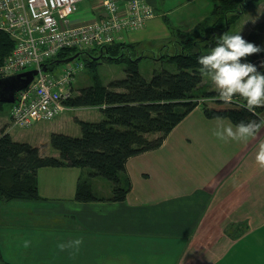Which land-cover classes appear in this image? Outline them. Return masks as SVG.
<instances>
[{
	"label": "crops",
	"instance_id": "0c3cea01",
	"mask_svg": "<svg viewBox=\"0 0 264 264\" xmlns=\"http://www.w3.org/2000/svg\"><path fill=\"white\" fill-rule=\"evenodd\" d=\"M144 1L153 16L116 43L132 47L135 58L153 55L157 60L159 54L177 49L175 30L191 31L217 3ZM100 2L83 0L72 15L61 18V25L78 26L102 17ZM206 77L195 94L205 88ZM207 90H215L213 83ZM202 98L159 147L128 158L131 186L122 200H109L113 183L89 177V168L41 167L40 198L0 201V227L8 231L5 238L3 232L0 236V253L7 250L19 264H264V168L255 161L264 128L247 142L219 141L213 128L221 120L233 121L207 117L203 102L223 107L244 105L245 100L236 96L219 103L218 97ZM104 107H70L45 128L36 124L23 139L12 133L10 109L0 116V133L6 127L15 140L37 146L42 155L59 157L51 133L79 136L81 128L70 112L81 108L88 117H74L100 120ZM86 179L99 199H76L78 184ZM77 238L78 246L72 243ZM11 241L15 245H5Z\"/></svg>",
	"mask_w": 264,
	"mask_h": 264
},
{
	"label": "trees",
	"instance_id": "16d2710c",
	"mask_svg": "<svg viewBox=\"0 0 264 264\" xmlns=\"http://www.w3.org/2000/svg\"><path fill=\"white\" fill-rule=\"evenodd\" d=\"M245 5V0H217L211 14L191 31L175 30L177 49L165 51L157 58L167 57L176 63L178 71L154 70L150 79L140 72L139 58L134 57L132 47L123 42L115 41L84 50L74 47L62 49L49 60V69L78 54L76 58H87L88 64L93 67L100 59L129 60L126 75L104 84L96 73L92 84L80 88L68 100L71 107L105 105L102 109L104 117L100 120L77 118L81 127L79 136L52 132L50 141L60 152L59 157L42 155L37 146L15 140L3 127L0 133L1 200L40 198L37 173L45 166L89 168V177L104 176L113 183L109 200L124 199L131 186L126 168L128 158L159 147L175 125L200 104V98L218 97L216 90L195 94V89L203 80L197 58L210 51L216 43V39L215 42L207 39V44L203 45L205 40H197L198 31L213 19L226 24V30ZM245 37L264 49V21L256 23ZM14 46L10 34L0 30V63ZM91 50L98 51V54L93 56ZM263 57L264 50L249 55L251 62L262 69L264 65L259 60ZM218 102L225 103L222 100ZM203 109L211 118L227 117L233 122L258 119L243 104L210 107L203 102ZM262 109L264 107L256 111L260 113ZM75 197L81 201L99 199L87 179L79 182Z\"/></svg>",
	"mask_w": 264,
	"mask_h": 264
},
{
	"label": "built area",
	"instance_id": "2783aa9c",
	"mask_svg": "<svg viewBox=\"0 0 264 264\" xmlns=\"http://www.w3.org/2000/svg\"><path fill=\"white\" fill-rule=\"evenodd\" d=\"M82 1L0 0V30L8 32L15 42L0 63V78L28 67L39 70L29 85L15 93L10 112L13 125L29 127L71 107L68 100L74 95L76 74L84 62L78 57L62 63L59 69H49V60L62 49L112 44L126 31L142 27L154 14L144 0H100L102 17L78 26L61 25V18L72 15Z\"/></svg>",
	"mask_w": 264,
	"mask_h": 264
},
{
	"label": "clouds",
	"instance_id": "9594fccd",
	"mask_svg": "<svg viewBox=\"0 0 264 264\" xmlns=\"http://www.w3.org/2000/svg\"><path fill=\"white\" fill-rule=\"evenodd\" d=\"M262 50L260 45L249 41L242 31H224L217 36L211 50L197 58L200 74L210 77L220 100L231 102L234 97H241L245 100L243 107L258 117L229 123L219 121L212 130L219 141L231 139L247 142L264 128V115L256 111L264 107V69L247 59L250 54ZM261 65H264V61H261ZM255 161L264 168V140L257 145ZM72 243L78 246L81 240L77 238Z\"/></svg>",
	"mask_w": 264,
	"mask_h": 264
},
{
	"label": "rangeland",
	"instance_id": "374dc122",
	"mask_svg": "<svg viewBox=\"0 0 264 264\" xmlns=\"http://www.w3.org/2000/svg\"><path fill=\"white\" fill-rule=\"evenodd\" d=\"M245 2L246 5L244 6L243 11L239 13V15L235 18V20L229 24L226 30L224 29V27H226V24H223L221 22H216V20L213 19L207 24H205L203 26V29L198 31L197 40H205L202 42L203 45L207 44L206 41L207 39L212 40V42H215L214 40L217 38V36L224 31H229V32L242 31V34L245 35V33H248L256 23L260 21H264V0H245ZM91 53L93 56H96L98 54V51L91 50ZM81 60L84 62V67L80 69V71H78V73L76 74V78L74 82V87H75L74 94H77L80 88L92 84L94 82V76L96 73L99 75V77L101 78L104 84H108L110 81L114 79L123 78L126 75V68L129 63V60L119 61V60L101 59L99 63H97L96 66L93 67L88 64L87 58L82 57ZM60 65L61 64H59L55 69H59ZM32 68L33 67H28L25 70H29ZM139 69L142 75L147 79L151 78L154 70L168 69L172 72L178 71V67L175 62L168 60L167 57H164L161 60H157L153 55H147L139 59ZM206 78L207 79L205 81V88H200L201 93H203V91H207L208 87L212 85V81L210 80V77L207 76ZM200 100L203 101L204 99L200 98ZM12 105L13 104L10 102L0 103V116L4 114H8L10 109L12 108ZM70 113L73 116L72 122H74L75 126L77 125L79 127L80 125L77 122V118L74 117V114L76 113L80 117H88L86 116L87 114L82 112L81 108L73 110ZM53 120L54 118L49 120L43 119L40 121H36L29 127H21V126L13 125L11 123L12 133L18 139H23L24 137H26L27 133L35 129L36 124H38L40 129L41 128L43 129ZM68 131H72V130L68 129ZM99 178L105 180L109 184H112V182L104 176H100ZM0 201H2L1 198ZM5 231L8 232L7 230L4 229L2 230V228L0 227V236L4 233V238H5L6 236ZM5 245L6 246L15 245V243L11 241L5 243ZM9 256H12V254H10L7 250L6 252L0 253V264H19L18 261L16 262ZM21 256H24V254L21 253Z\"/></svg>",
	"mask_w": 264,
	"mask_h": 264
},
{
	"label": "water",
	"instance_id": "95a60500",
	"mask_svg": "<svg viewBox=\"0 0 264 264\" xmlns=\"http://www.w3.org/2000/svg\"><path fill=\"white\" fill-rule=\"evenodd\" d=\"M78 54L64 60V62L75 59ZM43 69L47 70V66L43 65ZM38 69L33 68L25 70L13 75L5 76L0 78V102L15 101V93L31 83L35 75L38 73Z\"/></svg>",
	"mask_w": 264,
	"mask_h": 264
}]
</instances>
